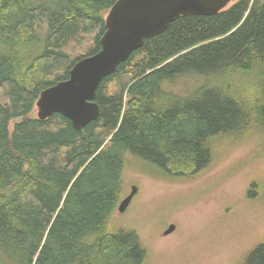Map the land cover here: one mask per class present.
I'll return each mask as SVG.
<instances>
[{"label":"trees","instance_id":"1","mask_svg":"<svg viewBox=\"0 0 264 264\" xmlns=\"http://www.w3.org/2000/svg\"><path fill=\"white\" fill-rule=\"evenodd\" d=\"M117 1L0 0V264H148L117 222L128 154L178 183L214 170L231 143L264 160V0L180 17L146 40L102 81L86 128L34 115L43 91L100 51ZM191 75L205 82L173 89ZM246 195L264 199V175ZM238 264H264V240Z\"/></svg>","mask_w":264,"mask_h":264},{"label":"rangeland","instance_id":"2","mask_svg":"<svg viewBox=\"0 0 264 264\" xmlns=\"http://www.w3.org/2000/svg\"><path fill=\"white\" fill-rule=\"evenodd\" d=\"M204 82L191 75L176 79L172 87L187 95ZM253 151V144L231 143L221 149L214 170L189 183L165 179L126 156L127 195L133 185L139 191L117 222L138 233L150 251L148 264H238L264 240V199L253 202L246 195L250 183L264 175V160ZM172 224L176 230L164 236Z\"/></svg>","mask_w":264,"mask_h":264},{"label":"water","instance_id":"3","mask_svg":"<svg viewBox=\"0 0 264 264\" xmlns=\"http://www.w3.org/2000/svg\"><path fill=\"white\" fill-rule=\"evenodd\" d=\"M233 0H118L106 16V32L101 49L80 60L69 79L43 91L37 102V117L46 121L54 114L67 118L76 129H84L100 116L96 102L102 81L112 75L146 40L163 34L180 17L213 16ZM136 185L121 201L118 213L124 214L138 194ZM174 224L164 232L171 235Z\"/></svg>","mask_w":264,"mask_h":264},{"label":"bare ground","instance_id":"4","mask_svg":"<svg viewBox=\"0 0 264 264\" xmlns=\"http://www.w3.org/2000/svg\"><path fill=\"white\" fill-rule=\"evenodd\" d=\"M106 32V31H105ZM104 36V35H103ZM103 38V37H102ZM102 40V39H101ZM62 82H64V81H62ZM61 83V82H60ZM59 84V83H58ZM57 85V84H56ZM56 85H54V86H56ZM54 86H52V87H54ZM51 88V87H50Z\"/></svg>","mask_w":264,"mask_h":264}]
</instances>
